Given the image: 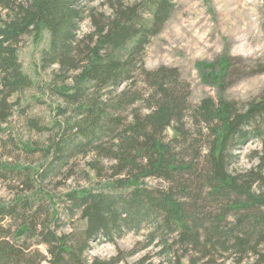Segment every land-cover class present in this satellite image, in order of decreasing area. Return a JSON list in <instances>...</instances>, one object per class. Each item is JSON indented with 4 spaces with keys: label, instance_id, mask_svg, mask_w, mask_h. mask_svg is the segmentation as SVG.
<instances>
[{
    "label": "trees",
    "instance_id": "1",
    "mask_svg": "<svg viewBox=\"0 0 264 264\" xmlns=\"http://www.w3.org/2000/svg\"><path fill=\"white\" fill-rule=\"evenodd\" d=\"M175 9V0H0L1 124L15 106L12 98L35 86L19 61V45L43 32L50 38L40 68L53 70L47 96L61 102L62 118L49 128L31 123L49 134L46 147H24L43 154L39 169L1 166L4 175L25 176L30 196L0 202V264H118L85 255L92 243L116 244L147 227L150 243L174 254L171 264L184 258L264 264V93L192 105L178 69L148 70L147 47ZM86 20L92 31L81 35ZM230 68L225 62L219 69L220 92ZM253 142L260 144L250 155L257 164L242 169L240 152ZM89 156L86 168L96 183L86 170L88 185L64 195L66 210L82 226L61 235L44 184ZM7 218L14 232L2 226ZM32 238L47 247L49 259L31 251Z\"/></svg>",
    "mask_w": 264,
    "mask_h": 264
},
{
    "label": "rangeland",
    "instance_id": "2",
    "mask_svg": "<svg viewBox=\"0 0 264 264\" xmlns=\"http://www.w3.org/2000/svg\"><path fill=\"white\" fill-rule=\"evenodd\" d=\"M175 3L171 19L147 47L146 68L151 71L160 67L178 69L182 79L191 87L189 101L192 105L208 97L245 102L261 96L264 93V0H175ZM100 4L98 1L94 6ZM91 31L90 21H84L80 34L86 35ZM49 38V34L43 32L38 38L33 35L25 37L19 45V61L35 86L12 98L15 106L8 122H0L3 129L0 132V169L6 163L11 167L19 165L39 169L44 163L43 154L26 153L24 147H46L49 134L34 129L31 123L49 128L54 121L62 120L56 114V106L61 102L47 96L53 70L40 68L42 52L48 47ZM225 62H229L231 68L225 78V91L220 92L218 83L222 74L219 69ZM204 75L209 78L204 79ZM167 133L169 137L176 136L172 129ZM256 150H260L258 142L244 147L238 166L242 169L255 166L257 162L252 161L250 155ZM90 160L92 156L79 158L75 161L77 168L70 174L64 172L44 184L47 197H52L46 206L51 214L56 213L61 235H71L82 226L80 216L66 210L64 195L88 185L84 181V173ZM87 171L96 183L97 178L90 170ZM24 179L25 176L18 180L12 173L4 175L0 172V202L9 203L18 195L29 197ZM148 182L155 186L161 184L154 180ZM13 224L14 221L7 218L2 226L14 232ZM149 234L150 227H147L139 233H127L116 244L92 243L85 257L104 261L117 259L118 264L173 263L176 260L174 254H170L167 247L158 241L150 243ZM37 241L36 238L29 240L31 251H38L49 259L47 247L37 245ZM181 264H189L188 258H184ZM225 264L235 263L228 260Z\"/></svg>",
    "mask_w": 264,
    "mask_h": 264
}]
</instances>
